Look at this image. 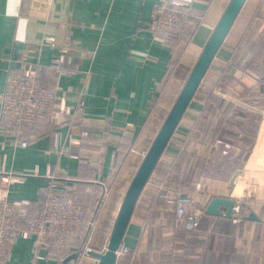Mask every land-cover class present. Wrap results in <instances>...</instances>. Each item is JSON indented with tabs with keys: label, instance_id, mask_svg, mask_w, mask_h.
<instances>
[{
	"label": "crops",
	"instance_id": "0c3cea01",
	"mask_svg": "<svg viewBox=\"0 0 264 264\" xmlns=\"http://www.w3.org/2000/svg\"><path fill=\"white\" fill-rule=\"evenodd\" d=\"M188 1L197 28L169 49L148 26L158 0H53L47 20L28 15L30 0H0V93L8 70L29 62L46 85L58 81L71 108L60 122L48 115L26 127L27 146L0 135V187L30 201L28 221L49 183L72 182L85 209L98 210L93 248L106 249L125 192L230 0ZM215 196L241 199L243 219L224 204L222 215L207 213ZM37 253L23 237L4 264H62ZM69 261L97 264L91 255ZM117 264H264V0H246L212 61L138 199Z\"/></svg>",
	"mask_w": 264,
	"mask_h": 264
},
{
	"label": "built area",
	"instance_id": "2783aa9c",
	"mask_svg": "<svg viewBox=\"0 0 264 264\" xmlns=\"http://www.w3.org/2000/svg\"><path fill=\"white\" fill-rule=\"evenodd\" d=\"M52 1L30 0L28 15L47 20ZM148 26L154 38L169 49L174 47V41L178 38L188 41L197 28L188 0H158ZM49 40L52 42L53 38ZM62 62V58L54 62L53 68L58 74L56 79L64 71ZM57 85V80L46 85L38 74L37 66L32 63L25 62L20 68H10L5 88L0 93V135L14 145L27 146L29 142L23 140L21 135L26 127H36L48 115H52L58 122L62 121L71 108L59 97ZM79 106H83V101ZM53 107L57 110L52 114ZM24 173H13L7 180L17 179ZM111 174H116L114 168ZM100 183L105 190L103 198L108 192L106 184L102 181ZM72 184L67 182L66 186L58 188L55 182L49 183V197L29 221L30 201L9 199L6 189L0 187V264L11 257L14 245L23 237L32 239L35 252L45 250L49 257L58 259L62 264H70L66 259L74 253L85 256L95 250L91 242L98 224V210L90 214L84 207V193ZM164 196L170 206L176 204L178 215L190 220L194 218L193 224L197 225V214H189L184 204L169 193H164ZM233 213L236 223L243 219L241 199L235 202ZM24 222L27 223L26 227H23Z\"/></svg>",
	"mask_w": 264,
	"mask_h": 264
},
{
	"label": "water",
	"instance_id": "95a60500",
	"mask_svg": "<svg viewBox=\"0 0 264 264\" xmlns=\"http://www.w3.org/2000/svg\"><path fill=\"white\" fill-rule=\"evenodd\" d=\"M245 2L246 0L229 1L218 23L214 27L213 32L203 46L178 96L171 106L150 147L146 151L125 192L106 249L104 251L93 250L90 252L91 256L97 258V264H117L118 253L123 245V239L138 199L177 129L184 113L194 98L212 61L230 33ZM241 174L242 170H238L235 173L231 181L232 184L241 177ZM221 204L227 206L228 209L225 215L231 217L235 204V201L232 198L215 196L207 206L206 212L209 214L222 215L219 209ZM248 217L256 219L253 212H251ZM76 257L77 254L74 253L67 258L66 261Z\"/></svg>",
	"mask_w": 264,
	"mask_h": 264
},
{
	"label": "trees",
	"instance_id": "16d2710c",
	"mask_svg": "<svg viewBox=\"0 0 264 264\" xmlns=\"http://www.w3.org/2000/svg\"><path fill=\"white\" fill-rule=\"evenodd\" d=\"M178 39H181V40H183L182 38H178ZM178 39H176V41L178 40ZM184 42H186L185 40H184ZM174 48H175V46H174ZM224 80H225V78H224ZM236 159V158H235ZM239 164H240V162H239V160L237 159V160H235V168H238L239 167ZM76 252H77V250H76Z\"/></svg>",
	"mask_w": 264,
	"mask_h": 264
},
{
	"label": "rangeland",
	"instance_id": "374dc122",
	"mask_svg": "<svg viewBox=\"0 0 264 264\" xmlns=\"http://www.w3.org/2000/svg\"><path fill=\"white\" fill-rule=\"evenodd\" d=\"M130 178V177H129Z\"/></svg>",
	"mask_w": 264,
	"mask_h": 264
}]
</instances>
